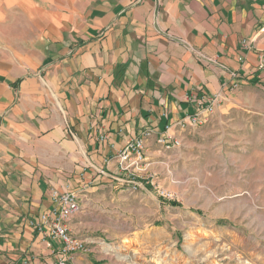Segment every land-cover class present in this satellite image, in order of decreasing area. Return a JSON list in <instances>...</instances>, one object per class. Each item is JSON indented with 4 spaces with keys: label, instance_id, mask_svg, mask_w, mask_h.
Masks as SVG:
<instances>
[{
    "label": "crops",
    "instance_id": "obj_1",
    "mask_svg": "<svg viewBox=\"0 0 264 264\" xmlns=\"http://www.w3.org/2000/svg\"><path fill=\"white\" fill-rule=\"evenodd\" d=\"M257 52L264 0H0V264H56L51 194L129 182L125 146L230 111Z\"/></svg>",
    "mask_w": 264,
    "mask_h": 264
},
{
    "label": "rangeland",
    "instance_id": "obj_2",
    "mask_svg": "<svg viewBox=\"0 0 264 264\" xmlns=\"http://www.w3.org/2000/svg\"><path fill=\"white\" fill-rule=\"evenodd\" d=\"M241 92L178 145H146L129 182L79 192L66 227L87 251L67 264H264V82Z\"/></svg>",
    "mask_w": 264,
    "mask_h": 264
},
{
    "label": "built area",
    "instance_id": "obj_3",
    "mask_svg": "<svg viewBox=\"0 0 264 264\" xmlns=\"http://www.w3.org/2000/svg\"><path fill=\"white\" fill-rule=\"evenodd\" d=\"M246 46V43L243 42ZM257 67L264 72V52H257ZM220 97L214 95L200 99L198 103L204 105L203 112L206 116L214 112V107ZM199 114L190 119V125H197L201 122ZM181 128L188 126L186 122L179 124ZM151 131H145L142 138L129 142L119 154L120 169L129 172L141 165L146 148V139L150 136ZM156 143L169 149L178 145V141L166 135L159 137ZM51 208L42 213L39 219V226L46 228V237L49 241L57 244L56 254L58 256L57 264H67L72 259L75 253L86 252L87 249L82 241L73 238L68 228L66 221L76 215L79 211V192L76 190H68L63 193L53 192L50 196Z\"/></svg>",
    "mask_w": 264,
    "mask_h": 264
},
{
    "label": "trees",
    "instance_id": "obj_4",
    "mask_svg": "<svg viewBox=\"0 0 264 264\" xmlns=\"http://www.w3.org/2000/svg\"><path fill=\"white\" fill-rule=\"evenodd\" d=\"M168 204L171 205V206H173V207L178 206V204L175 203V202H168Z\"/></svg>",
    "mask_w": 264,
    "mask_h": 264
}]
</instances>
